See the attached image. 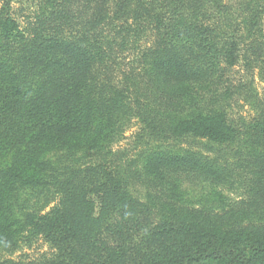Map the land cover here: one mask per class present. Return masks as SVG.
<instances>
[{"label": "trees", "instance_id": "obj_1", "mask_svg": "<svg viewBox=\"0 0 264 264\" xmlns=\"http://www.w3.org/2000/svg\"><path fill=\"white\" fill-rule=\"evenodd\" d=\"M11 1L0 264H264V108L231 118L221 81L242 50L264 81V0H36L25 30ZM133 122L131 158L115 145ZM235 175L225 206L181 186L213 197Z\"/></svg>", "mask_w": 264, "mask_h": 264}, {"label": "rangeland", "instance_id": "obj_2", "mask_svg": "<svg viewBox=\"0 0 264 264\" xmlns=\"http://www.w3.org/2000/svg\"><path fill=\"white\" fill-rule=\"evenodd\" d=\"M2 0H0L1 7ZM36 0H12L10 3V15H12L19 23L20 27L25 30L30 27V24L34 21V17L37 10ZM130 53L126 54L127 60L120 61L121 70L126 69L133 64L132 49ZM137 52V51H136ZM245 51L240 52V58L236 61L234 66L229 67L224 64L225 69L221 73V81L224 87H231L232 95L226 103V110L230 113L231 118L248 117L254 113V108H264V81L261 79L258 69L255 68L251 62H245L242 56ZM129 60V61H128ZM117 70V69H116ZM223 87V88H224ZM223 89L222 87H220ZM205 110H211L206 108ZM136 122V121H135ZM133 122L131 127L125 132L124 138H122L116 145L115 149H124L128 157L133 158L137 153V149L133 150V138L132 135L137 131V124ZM142 149H139L141 151ZM235 179H229L226 184L218 185L219 194L213 192V197H208L209 190L207 186H201L197 182H181L182 188L190 192V196H195L193 202L197 205L208 204L210 202H219V206H225L231 204L234 200H239L243 196V187L240 186L238 176H234ZM139 190L142 187H138ZM145 193L141 192L140 194ZM187 198V196L185 197ZM217 204V203H216ZM47 251V246L39 243L37 248L26 249L30 258H36V256L42 252ZM1 254V252H0ZM19 253L14 254L13 257H17Z\"/></svg>", "mask_w": 264, "mask_h": 264}]
</instances>
